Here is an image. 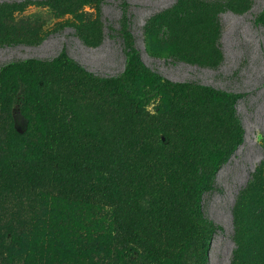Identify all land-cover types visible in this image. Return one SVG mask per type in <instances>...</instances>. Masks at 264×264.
Here are the masks:
<instances>
[{"label": "rangeland", "instance_id": "374dc122", "mask_svg": "<svg viewBox=\"0 0 264 264\" xmlns=\"http://www.w3.org/2000/svg\"><path fill=\"white\" fill-rule=\"evenodd\" d=\"M132 47L164 76L136 98L106 80ZM30 58L52 62L7 65ZM201 85L239 97L188 112ZM148 244L264 264V0H0V264H157Z\"/></svg>", "mask_w": 264, "mask_h": 264}, {"label": "trees", "instance_id": "16d2710c", "mask_svg": "<svg viewBox=\"0 0 264 264\" xmlns=\"http://www.w3.org/2000/svg\"><path fill=\"white\" fill-rule=\"evenodd\" d=\"M64 60L76 68L79 69L82 68L75 60H71L66 56ZM34 61H38L39 63H43V64H50L52 62L51 60H42V59L35 60L30 58V59L19 60L16 62H11L10 64L7 65L10 66L25 62L31 63ZM163 79L164 76L161 73L157 71H153L152 69L145 66V64L141 60V56L138 50H136L135 47H132L127 56L125 77L124 78L121 76L112 77L106 80L110 81L111 84L120 93L124 94L129 98H136L138 96L137 94L139 93L141 87L145 85L148 80H154L156 84H161L163 83L162 82ZM168 83H171V80H169ZM182 85L184 87L187 85L189 86L191 84L183 82ZM200 87L203 88L204 91L199 99L191 102L190 104L191 106L188 112H195L200 106H205L216 101H222V100L235 101L239 97V94L235 92L217 89L215 87L204 86V85H201ZM239 137L241 141L244 138L242 126H240ZM37 157H39L38 154ZM30 160L34 161L35 156L33 158L32 156H30ZM202 193L203 191L200 189L195 188L193 190V198H194L193 200H194V204L197 205V208L201 207ZM147 250H148L147 257L150 258L155 263L174 264L173 259L171 257L159 254L158 252L155 251L154 247L151 244H148Z\"/></svg>", "mask_w": 264, "mask_h": 264}]
</instances>
